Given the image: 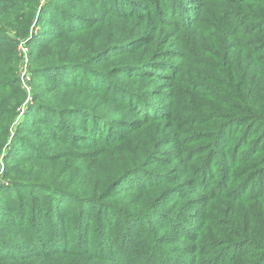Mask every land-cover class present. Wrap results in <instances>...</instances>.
<instances>
[{
  "label": "trees",
  "instance_id": "1",
  "mask_svg": "<svg viewBox=\"0 0 264 264\" xmlns=\"http://www.w3.org/2000/svg\"><path fill=\"white\" fill-rule=\"evenodd\" d=\"M23 41L31 96L17 73ZM229 127L239 146L250 142L242 158L239 146H222L228 157L216 149ZM9 137V152H25L14 162L3 156ZM170 144L174 156L161 151ZM172 160L183 167L168 169ZM1 165L0 188L25 189L10 190L0 262L29 248L15 258L264 264V184L253 188L264 173V0H0ZM144 176V186L119 184ZM183 177L198 179L188 203L198 223L177 226L180 207L165 227L161 199L176 209ZM121 195L138 204L122 209ZM46 217L61 229L57 248Z\"/></svg>",
  "mask_w": 264,
  "mask_h": 264
},
{
  "label": "rangeland",
  "instance_id": "2",
  "mask_svg": "<svg viewBox=\"0 0 264 264\" xmlns=\"http://www.w3.org/2000/svg\"><path fill=\"white\" fill-rule=\"evenodd\" d=\"M48 31H51L52 32V29L51 28H47ZM38 41L37 42H40V41H43L44 38H42L41 36H38ZM21 43H24L23 42H20L18 44V47H17V56L19 58V64L17 65V73H18V79H19V83H20V86L22 87V85L24 86V91H26L28 93V96H31L32 93H33V85L31 84V74L29 73V56L27 54V61H25L24 59V56L21 55V51L19 53V49H20V46H21ZM29 49V48H28ZM29 53V51H28ZM80 72V76H79V79H78V83H81L82 80H83V77H84V73L81 72V70L79 71ZM68 78V77H67ZM47 87L50 86V84H46ZM30 99V97L28 98ZM171 101V100H170ZM236 130L233 129V127H229V129L226 131L225 133V141L222 143V145L219 147V148H216L217 150H224L225 153H226V157H228V153H227V150L224 149L222 146H227V148L230 150L234 147H237L240 145L239 143V138L237 137V135L235 134ZM7 143V149L4 151L3 153V156L5 154H10L11 155V158L14 162L15 159L17 158H20L21 155H23L25 152H22V148L19 149V150H15L13 149L10 150L9 152V146L12 145V140L11 138L9 137L8 140L6 141ZM249 143H247V147L245 145H243L241 143V146L238 147V149H240V152H239V155L240 157L242 158L246 153L247 149L249 148ZM17 145V143H16ZM161 151H163V153H169L171 156H174V145L173 144H170L169 146H164L161 148ZM7 156V155H6ZM6 156H4L6 158ZM219 162L222 163V166L225 170V172H227L228 170H230V161L229 160H225V161H221L219 160ZM177 164H179V162L177 160H172V163L167 167L168 169L171 168H175V166H177ZM194 165H190V167H193ZM183 166L179 164V168H182ZM245 167V166H244ZM206 168H210L208 165H206ZM3 169H4V166L1 165L0 167V183L2 182L3 186L5 184H9V181L6 182V181H3ZM228 173V172H227ZM149 177V175H148ZM187 177H183L182 179L178 180V181H175V185H178V189H177V192H176V196H182L180 201H179V205L176 207V209L174 210H171V206L172 204L170 203V200H169V196H167L166 198H162L161 201V206L159 207L160 209V213L162 215L161 217V224H163V226H167L168 225V216L167 215H173L179 211V208L181 207L182 210H186V213L181 215L180 216V219H179V222L177 224V226L179 227H182L183 229L186 228V226L189 225V223H198V213H199V205H197L196 207L191 206L189 205L188 203H192L190 201L191 200H194L196 197H199L200 196V193L199 192H196L192 193V190H195L199 185L197 184L198 182V179L196 180H186ZM255 179V182H254V185H253V188H255L257 191L259 190V185L261 184H264V173L261 175V177L257 176L254 178ZM149 179L146 178V176L144 177H141L140 179H136V178H126V180L124 181H121L119 184L122 185V187H124V189L122 190H125V188L128 186V185H134V186H144L147 181ZM195 181V182H194ZM147 185V184H146ZM22 189H25L24 186L22 187H19V188H5V189H1L0 188V225H5L3 223V221H6V220H11V213H10V198H13L14 195L16 194L15 192H10V190H22ZM121 189H119V191H122ZM248 190H251L248 188ZM18 193V192H17ZM146 192H144L142 195H143V199H144V196H145ZM139 195V199H140V195L141 193H131V196L133 197H136V199H138V196ZM160 194L157 195V197H159ZM121 198V201H120V207L124 210H127L130 206H136L138 204V200H133L131 198L125 200V199H122L123 196L121 195L120 196ZM172 199V198H171ZM194 204V203H193ZM250 204V203H249ZM190 206V207H188ZM194 207V208H193ZM233 207L234 208V212L237 214H241L244 212V206L243 205H240L239 203H233ZM171 212V213H169ZM43 220H47V224L44 225L46 226L49 230H50V234L48 235L51 239V241H54L55 243L53 244V246H55L54 248H57L61 245L60 241L63 239V236L61 234V229L58 230V232L54 229V226H53V218L52 217H46L45 219ZM131 220V219H130ZM189 222L187 223V225L184 223V222ZM61 222V221H60ZM42 226V227H44ZM170 228H172V226H169ZM172 229H175V228H172ZM122 234V231L118 229L116 223L113 225L112 227V231L110 233V238H115L117 236H120ZM25 241V240H24ZM24 241H21V243H19V247H26V245L28 244V242H24ZM22 242H24V245L22 244ZM183 246L189 248V246L191 245V243H189V241H181L180 242ZM118 243H114L112 244V246L108 249V256L111 257L113 256L112 258L113 259H116L118 256H121L122 252H118L114 246H116ZM174 244H170L169 247H173ZM98 248H96V251H99ZM110 250V252H109ZM30 253H32V250L27 248V249H22L19 250V251H11V254H13V259L11 260H8V261H5L4 258L3 260L0 262V264H44L43 260H39V259H30V258H24L22 260H18L17 258L15 257H18L17 255H19L20 257H27L30 255ZM186 255H182V258H185ZM74 259V258H73ZM55 261L54 263L52 264H60L61 262V258H55V259H52V261L50 262H53ZM73 264H78L77 263V259L76 260H71ZM97 263H102V264H108V262H104V261H100V262H97ZM112 264V263H111Z\"/></svg>",
  "mask_w": 264,
  "mask_h": 264
},
{
  "label": "built area",
  "instance_id": "3",
  "mask_svg": "<svg viewBox=\"0 0 264 264\" xmlns=\"http://www.w3.org/2000/svg\"><path fill=\"white\" fill-rule=\"evenodd\" d=\"M20 51H21V55L24 56L25 61H27L28 48L23 43H21L19 53ZM22 88L24 89L23 85Z\"/></svg>",
  "mask_w": 264,
  "mask_h": 264
}]
</instances>
